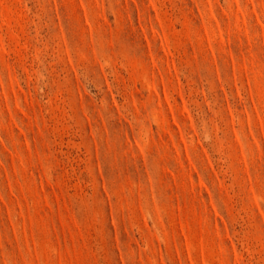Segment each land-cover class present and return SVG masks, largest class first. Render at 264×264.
I'll use <instances>...</instances> for the list:
<instances>
[{"label": "rangeland", "instance_id": "obj_1", "mask_svg": "<svg viewBox=\"0 0 264 264\" xmlns=\"http://www.w3.org/2000/svg\"><path fill=\"white\" fill-rule=\"evenodd\" d=\"M0 264H264V0H0Z\"/></svg>", "mask_w": 264, "mask_h": 264}]
</instances>
